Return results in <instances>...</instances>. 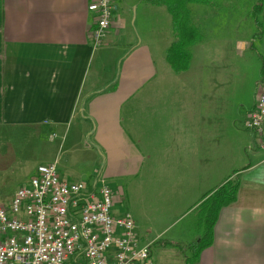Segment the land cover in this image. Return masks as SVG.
<instances>
[{"label": "crops", "instance_id": "obj_1", "mask_svg": "<svg viewBox=\"0 0 264 264\" xmlns=\"http://www.w3.org/2000/svg\"><path fill=\"white\" fill-rule=\"evenodd\" d=\"M113 3L115 24L94 47L90 0H0V136L28 128L59 140L48 160L68 180L89 167L63 155L67 142L96 156L86 181L99 177L114 187L145 173L150 189L191 199L174 237L188 235L204 196L238 176L237 199L221 208L213 243L195 264H264V152L249 146L218 159V150L233 145L224 142L215 108L202 117L193 105L209 91L201 95L196 80L168 68L169 45H161L167 8L153 0ZM136 226L152 246L169 230L150 221Z\"/></svg>", "mask_w": 264, "mask_h": 264}, {"label": "rangeland", "instance_id": "obj_2", "mask_svg": "<svg viewBox=\"0 0 264 264\" xmlns=\"http://www.w3.org/2000/svg\"><path fill=\"white\" fill-rule=\"evenodd\" d=\"M253 3L254 0H219V5L215 8L189 6L191 16L205 34V40L192 48L191 67L184 72L175 73L183 76L181 78L196 80L201 95H204V90L209 91L207 96L210 97L205 98L209 103L204 99L195 101L193 105H200L202 117L205 108H215L216 124L224 129V142L230 147L233 145L228 151L218 150V159L225 154L229 159V151L236 153L245 148L248 150L252 145L251 132L245 127V119L257 97L264 48V28L259 31L254 22ZM168 16L167 28L166 22H163L161 45L167 42L170 46L174 41V33L169 13ZM262 17L264 23V8ZM168 68L172 70L170 66ZM205 121L206 118L204 123ZM4 135L5 137L0 136V203H9L15 190L29 180L39 165L54 161L48 159L58 149L59 140H54L48 134L33 133L28 128L9 129ZM68 147L67 142L63 155L71 159L72 164L80 166L81 162H87L85 166L89 168L84 172L86 176H74L76 181H80L77 178L86 181L85 177L93 172H90L91 167L97 165L91 163L96 156L87 149L70 150ZM244 153L245 151L242 152ZM245 163L243 160L242 165ZM160 174L162 173H156ZM135 186L137 192H133L132 188ZM150 188V184L146 185L145 173L136 183L128 180L116 184L113 190L121 204L119 209L130 210L141 226L150 221L158 226L156 230L165 231V228H169L164 238L158 239L152 246L155 264H195L190 245L202 234L200 203L190 213L192 221L188 235L174 237L171 235H175L187 220V215L180 216L181 209L191 199L186 200L180 194L178 197H169L161 190L156 192L155 188Z\"/></svg>", "mask_w": 264, "mask_h": 264}, {"label": "built area", "instance_id": "obj_3", "mask_svg": "<svg viewBox=\"0 0 264 264\" xmlns=\"http://www.w3.org/2000/svg\"><path fill=\"white\" fill-rule=\"evenodd\" d=\"M89 10L90 39L100 47L115 24L113 0H90ZM262 57L245 127L251 149L264 152V48ZM119 206L101 178L68 180L57 162L42 164L9 203H0V264H155L152 244L141 241L132 213Z\"/></svg>", "mask_w": 264, "mask_h": 264}, {"label": "trees", "instance_id": "obj_4", "mask_svg": "<svg viewBox=\"0 0 264 264\" xmlns=\"http://www.w3.org/2000/svg\"><path fill=\"white\" fill-rule=\"evenodd\" d=\"M158 5L167 8L172 18L174 41L166 52V60L171 69L176 72H184L190 68L193 59L192 48L205 40L203 30L195 23L190 13V5L215 8L219 0H153ZM264 0H254L252 16L259 31H263L264 23L262 12ZM240 187V179L235 176L203 197L200 205L199 221L202 234L191 245V253L195 262L201 251L212 245L214 240V225L222 207L234 203L237 199Z\"/></svg>", "mask_w": 264, "mask_h": 264}]
</instances>
